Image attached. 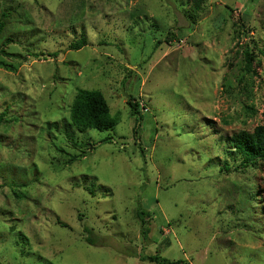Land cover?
I'll list each match as a JSON object with an SVG mask.
<instances>
[{
  "label": "rangeland",
  "instance_id": "1",
  "mask_svg": "<svg viewBox=\"0 0 264 264\" xmlns=\"http://www.w3.org/2000/svg\"><path fill=\"white\" fill-rule=\"evenodd\" d=\"M1 8L0 264H157L141 259L156 251L264 264V162L220 168L226 139L264 122V0ZM80 88L104 93L115 127H72ZM140 207L153 216L146 240Z\"/></svg>",
  "mask_w": 264,
  "mask_h": 264
},
{
  "label": "trees",
  "instance_id": "2",
  "mask_svg": "<svg viewBox=\"0 0 264 264\" xmlns=\"http://www.w3.org/2000/svg\"><path fill=\"white\" fill-rule=\"evenodd\" d=\"M193 5V9L196 12L203 11L206 0H190ZM4 0H0V33L6 26V20L8 17V11L1 8ZM88 45V38L85 33L81 35L79 39L73 41L69 46L70 49L80 50ZM0 54L4 56L10 55V52L4 48H0ZM51 56H57V53L49 54ZM247 61L246 70L252 72V56L249 51H246ZM0 66L8 67V64L0 60ZM128 104L131 109L132 115L140 113L139 105L133 98L128 100ZM4 120V114L0 116V124ZM70 121L72 127L80 132L87 131L88 129L108 130L115 127L118 124L119 118L111 114V107L104 93L99 89H78L76 96L70 107ZM137 130L135 129V132ZM110 139V138H107ZM227 146L223 153L225 160L220 168L230 171L231 159L239 161L244 167L257 165L258 162H264V122L258 124L252 132L241 131L234 134L232 137L226 139ZM219 142V140H218ZM220 147H222V140ZM236 163V162H235ZM136 217L140 223V230L144 240L148 239V235L151 231L150 222L153 220V216L149 211L144 210L142 207L136 212ZM86 239L89 243H95V236L92 228L84 226L83 228ZM142 260L150 261L157 264H190L184 260L171 261L159 254L156 251L155 254L142 257Z\"/></svg>",
  "mask_w": 264,
  "mask_h": 264
}]
</instances>
